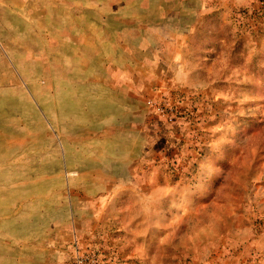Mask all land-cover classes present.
I'll list each match as a JSON object with an SVG mask.
<instances>
[{
	"label": "rangeland",
	"instance_id": "rangeland-1",
	"mask_svg": "<svg viewBox=\"0 0 264 264\" xmlns=\"http://www.w3.org/2000/svg\"><path fill=\"white\" fill-rule=\"evenodd\" d=\"M264 264V0H0V264Z\"/></svg>",
	"mask_w": 264,
	"mask_h": 264
},
{
	"label": "built area",
	"instance_id": "built-area-1",
	"mask_svg": "<svg viewBox=\"0 0 264 264\" xmlns=\"http://www.w3.org/2000/svg\"><path fill=\"white\" fill-rule=\"evenodd\" d=\"M95 260L92 257L84 256L77 252L74 259V264H94Z\"/></svg>",
	"mask_w": 264,
	"mask_h": 264
}]
</instances>
